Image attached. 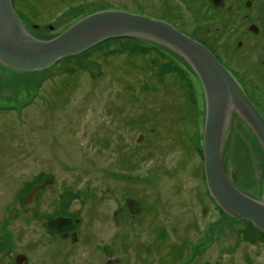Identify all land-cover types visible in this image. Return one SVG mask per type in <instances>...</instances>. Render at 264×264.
<instances>
[{
    "label": "rangeland",
    "instance_id": "rangeland-1",
    "mask_svg": "<svg viewBox=\"0 0 264 264\" xmlns=\"http://www.w3.org/2000/svg\"><path fill=\"white\" fill-rule=\"evenodd\" d=\"M12 1L40 40L97 10L162 15L160 0ZM249 47L251 58L226 60L264 117V75L253 69L261 49ZM204 121L205 93L193 68L149 40L108 39L32 72L0 64L4 262L21 251L30 264H264V234L209 194ZM222 163L238 189L261 199L264 153L235 113ZM131 198L140 206L132 214ZM74 199L82 200V223L72 229L75 241L64 240L46 225Z\"/></svg>",
    "mask_w": 264,
    "mask_h": 264
},
{
    "label": "water",
    "instance_id": "water-1",
    "mask_svg": "<svg viewBox=\"0 0 264 264\" xmlns=\"http://www.w3.org/2000/svg\"><path fill=\"white\" fill-rule=\"evenodd\" d=\"M117 37L158 43L183 57L193 68L205 93L202 150L209 194L227 214L250 222L264 234V179L262 197L257 200L230 181L222 163V150L233 114H237L255 135L263 153L264 118L232 75L204 45L163 20L122 9L91 12L56 36L40 40L22 25L13 1L0 0V64L18 71L46 69L60 59L80 54L100 42ZM41 188L44 185L31 188L24 205L32 204ZM127 206L132 213L139 208L134 199H129ZM71 225L72 219L67 216L48 221V227L57 231H65Z\"/></svg>",
    "mask_w": 264,
    "mask_h": 264
},
{
    "label": "flooded vegetation",
    "instance_id": "flooded-vegetation-1",
    "mask_svg": "<svg viewBox=\"0 0 264 264\" xmlns=\"http://www.w3.org/2000/svg\"><path fill=\"white\" fill-rule=\"evenodd\" d=\"M160 9L162 15L152 18L169 23L185 35L204 45L227 69L244 93L249 97L238 79V74H235L228 64L232 63L230 61L234 57L237 62L251 58L253 52L251 51L252 54H249L246 52L247 49L252 45L255 47L258 46L261 50H258L256 54L255 67L253 69L261 76L264 75V0H160ZM236 51H239V53ZM227 58H229V63L226 60ZM45 182L46 184H50L53 180L51 177H47ZM46 184L44 183V186ZM40 185L42 184L36 186ZM42 189L38 191L34 200L39 198L38 195ZM131 199H134L138 203L135 198ZM81 206L82 200H71L66 209V214L60 213L53 217H70L72 219V225L69 229L65 231L50 229L48 222L46 225L47 229L50 232L58 234L64 240L69 238L71 241H75L78 234L72 229H75L76 226L78 227L82 223L79 217ZM74 207L75 211H72ZM127 210L130 212L128 206ZM10 252L11 254H9ZM10 252L8 254L11 261L4 262V256L1 253L0 264L31 263L30 255L27 253L21 251L17 253ZM55 252L58 254L56 250ZM119 260H109L105 264L119 263Z\"/></svg>",
    "mask_w": 264,
    "mask_h": 264
},
{
    "label": "trees",
    "instance_id": "trees-1",
    "mask_svg": "<svg viewBox=\"0 0 264 264\" xmlns=\"http://www.w3.org/2000/svg\"><path fill=\"white\" fill-rule=\"evenodd\" d=\"M14 6V5H13Z\"/></svg>",
    "mask_w": 264,
    "mask_h": 264
}]
</instances>
